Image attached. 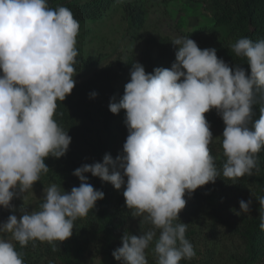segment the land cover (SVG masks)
I'll return each instance as SVG.
<instances>
[{
    "label": "clouds",
    "instance_id": "obj_1",
    "mask_svg": "<svg viewBox=\"0 0 264 264\" xmlns=\"http://www.w3.org/2000/svg\"><path fill=\"white\" fill-rule=\"evenodd\" d=\"M80 24L65 6L49 7L48 0H0V208L13 213L0 223V264H24L21 248L47 243L53 250L73 234L75 222L88 216L104 192L94 189L86 174L123 187L125 206L140 224L139 235L127 231L112 257L120 264H180L196 256L180 223L185 194L214 183L218 177L236 184L259 172L264 150V38H239L230 45L246 60L229 66L215 48L201 49L188 37H175V61L170 68L146 73L132 64L122 97L108 105L112 114L125 112L127 137L115 157L83 164L72 175L78 187L65 192L52 183L43 189L39 210L20 208L13 199L32 191L49 168L45 159L64 157L71 143L68 130L54 119L58 102L71 94L77 75V36ZM260 94L259 119L253 106ZM97 93H90L95 98ZM215 110L224 129L218 137L224 162L217 168L210 154L213 141L205 113ZM251 197L253 198L252 194ZM252 198L239 201L236 216L249 214ZM258 203L259 229L264 232V195ZM15 242V243H14ZM58 242V243H57Z\"/></svg>",
    "mask_w": 264,
    "mask_h": 264
},
{
    "label": "trees",
    "instance_id": "obj_2",
    "mask_svg": "<svg viewBox=\"0 0 264 264\" xmlns=\"http://www.w3.org/2000/svg\"><path fill=\"white\" fill-rule=\"evenodd\" d=\"M114 0H48L49 7L57 6L69 8L78 21L99 20L109 9ZM116 1V0H115ZM159 4H165L169 0H154ZM206 11V24L194 29L191 33H183L179 27H174L176 36L188 37L194 40L201 49L215 48L217 57L223 59L229 66L240 64L248 71L246 60L236 57L231 51L230 45L239 38L247 37L252 41L264 38V0H188ZM124 18L128 25L139 31L144 24L146 7L143 0H128L121 2ZM172 40L162 37L154 41L156 48L155 57L147 53L143 56V64L146 73H151L157 67L170 68L175 61L176 47ZM106 72H100L97 79H86L76 83L70 95L62 102H58L54 119L71 137V143L64 157L55 159L48 157L45 164L49 168L47 174H42L38 184L60 185L65 192H70L73 187H78L80 181L72 175L73 171L83 164L102 162L104 155L110 154L114 159L122 151V146L127 137L126 127H120L115 122V114L108 110L111 100L108 92L103 94L97 86L107 80ZM98 81V82H97ZM97 93L95 98H90V93ZM257 103L253 106V117H259L260 94L256 93ZM205 118L210 126L224 129L222 120L215 110L205 113ZM253 120V119H252ZM220 122V123H218ZM99 135L103 140L98 141ZM215 163L218 169L222 167L224 159L216 156ZM259 172L252 176H244L236 184L218 177L214 183L206 184L196 189L189 196L185 194L186 206L179 213L180 223L188 225L186 238L192 243L194 250L198 245L206 246L214 242L219 236H223L226 229L230 231L232 239L238 240L239 245H244L247 239L253 242L263 234L259 229V220L250 223H242V230L250 229V235L229 228L225 222L227 212L238 208L237 202L243 199L264 195V150L258 154ZM88 182L94 189L104 192L103 200L97 201L96 210L89 212L85 218L75 222L72 236L66 241L60 242L58 248H53L47 243L36 242L33 247L21 248L18 243L16 249L22 254L24 264H44L46 261L59 262L61 264H81V258L86 253L89 242H93L99 253L112 257L111 253L118 247L125 231L131 235H138L131 228L132 216L125 206L123 187L118 191L111 184L102 182L91 174H86ZM215 196L216 207L210 201ZM240 197V198H239ZM113 203V204H112ZM41 204V203H40ZM37 210H39V206ZM253 211H258L253 208ZM251 209V210H252ZM251 213V212H250ZM228 221V220H227ZM93 222V223H92ZM98 229L91 232L92 225ZM232 225V223H231ZM224 227L225 229H222ZM222 229V230H221ZM220 233H223L220 235ZM117 241V242H116ZM58 243V242H57ZM120 247V246H119ZM82 249V250H81ZM196 255L202 258L182 260L180 264H209V258L199 251ZM207 253V252H206ZM250 258L254 260L255 253L251 252ZM259 258V256L257 257ZM255 258V259H257ZM241 256L235 258L232 264L243 262ZM118 264L120 262L117 261ZM148 264H155L154 257L148 260Z\"/></svg>",
    "mask_w": 264,
    "mask_h": 264
},
{
    "label": "rangeland",
    "instance_id": "obj_3",
    "mask_svg": "<svg viewBox=\"0 0 264 264\" xmlns=\"http://www.w3.org/2000/svg\"><path fill=\"white\" fill-rule=\"evenodd\" d=\"M126 1L128 0H114L99 20L79 21V34L76 38V47L79 53L75 64L77 75L74 76V79L76 83L86 79H97V75L105 71L107 75L105 79L107 80L99 84L97 89L103 94L107 91L111 99L115 97L116 102L122 97L124 86L130 80L132 64L139 62L144 67L143 56L145 53L150 57H155L157 51L154 41H158L162 37H168L170 40L178 37L174 30L175 26L179 27L183 33H191L194 29L203 27L207 22L206 11L188 0H169L165 4H159L154 0H143L147 13L143 27L137 31L132 29L124 18L121 2ZM124 117L125 112L123 110L115 114V122L120 127H125ZM252 119L254 122L259 117L254 116ZM219 121H221L220 117ZM210 131L213 135V141L209 145L210 154L214 157L221 156L224 159L221 143L216 139L222 136L223 129L212 125ZM102 140L103 135H99L98 141L101 142ZM49 185L35 183L32 191L23 194L20 199L11 201L17 210L15 214L18 218L21 215L19 212L21 207L29 212L37 210L38 204L43 202V189ZM254 198L253 196L252 207L258 210L259 205ZM242 199L241 197L239 201ZM247 200L248 198H246ZM210 201L213 203V207H216L214 195H212ZM239 201L236 203L238 208H233V210L239 211ZM95 210L96 208L92 212ZM11 214L13 213L0 208V223L6 221ZM226 215L227 217H224L225 222L229 223L231 221L232 223V225L229 224V228L244 233L247 237L250 235V229L245 228V230H242V223L259 220L258 211L255 212L253 209L251 213L242 214L241 216H236L233 211L227 212ZM148 227V225L140 224L139 218L132 219L131 228L135 232H143ZM98 229L94 224L91 232H97ZM222 229L225 228L222 227ZM222 234L220 233V235ZM229 234L230 231L226 229L224 235L215 239L211 243L212 245L210 243H207L206 246L198 245L195 251H199L206 258H209V264H232L235 258H239V256L244 260L239 264H264V232L260 237L255 238L253 242L250 241L251 239H247L244 245H239L238 240L232 239ZM0 236L6 239L9 238V234L0 233ZM119 246H121V242H118L116 247ZM251 252L255 253V258L258 256L259 258L252 260L250 258ZM200 257L202 258L198 254L195 259L198 260ZM147 258L148 260L153 258L151 246L147 250ZM80 261L81 264H118L113 258L99 253L98 248L91 241ZM44 264L61 263L46 261Z\"/></svg>",
    "mask_w": 264,
    "mask_h": 264
}]
</instances>
